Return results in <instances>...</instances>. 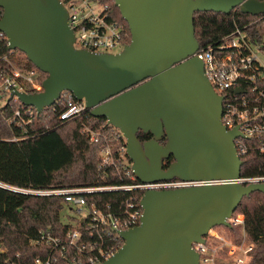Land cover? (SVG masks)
<instances>
[{
	"label": "water",
	"instance_id": "obj_1",
	"mask_svg": "<svg viewBox=\"0 0 264 264\" xmlns=\"http://www.w3.org/2000/svg\"><path fill=\"white\" fill-rule=\"evenodd\" d=\"M113 1L131 32L118 53L76 48L61 0H0L8 49L21 50L47 74L43 91L18 96L41 113L69 91L123 133L142 182H203L145 191L140 225L120 233L123 245L102 264H199L193 243L205 241L216 226L232 227L229 220L242 199L264 192V182L239 181L244 161L235 139L241 133L223 124V96L205 75L203 61L192 56L200 47L194 14L239 8L260 15L264 1ZM140 131L154 138L142 143ZM170 155L174 161L164 168Z\"/></svg>",
	"mask_w": 264,
	"mask_h": 264
},
{
	"label": "built area",
	"instance_id": "obj_2",
	"mask_svg": "<svg viewBox=\"0 0 264 264\" xmlns=\"http://www.w3.org/2000/svg\"><path fill=\"white\" fill-rule=\"evenodd\" d=\"M61 1L68 10L76 48L118 53L128 44L126 25L114 18L109 3L104 0ZM263 45L245 29L237 28L220 43L200 45L192 55L203 61L205 75L215 92L223 96V124L227 129L237 128L241 133L235 139L240 157L251 149L264 153V62L260 58V53L264 52ZM10 51L0 59V110L9 113L5 118L10 126L32 128L53 114H57L59 120L67 121L89 110L85 101L78 100L72 93L63 95V99L61 95L41 113L35 107L25 105L18 94L43 91L45 77L28 59L14 60L11 56L16 50ZM50 126L48 124L46 128ZM82 132L90 142L98 145L99 178L96 183L45 189L15 188L23 193L59 197L63 205L61 212L68 207L74 213L68 214L67 220L61 215L62 223L69 227L66 231L59 233L52 228L39 231L34 242L38 246L49 247L50 251L45 257H36L33 264H57L62 259L66 264H102L124 242L120 233L140 225L145 191L203 183L180 179L144 183L134 173L126 139L117 127L108 122L98 128L84 123ZM24 138L14 136L8 140ZM239 181L264 182V174L242 176ZM110 193L118 198L106 199L105 195ZM229 221L232 227H224L231 232L240 227L244 241L238 243L214 231L216 227L212 228L205 241L193 243V248L199 253V264L249 263L255 243L247 239L244 217Z\"/></svg>",
	"mask_w": 264,
	"mask_h": 264
},
{
	"label": "trees",
	"instance_id": "obj_3",
	"mask_svg": "<svg viewBox=\"0 0 264 264\" xmlns=\"http://www.w3.org/2000/svg\"><path fill=\"white\" fill-rule=\"evenodd\" d=\"M104 1L110 4L114 18L126 25L127 42L130 43L129 25L119 8L113 0ZM2 14L0 7V18ZM259 18L264 19V14H245L239 8L230 14L195 12V34L200 45L216 44L240 28L264 43ZM10 53L6 35L0 31V59ZM11 57L16 61L28 59L21 50H16ZM43 74L46 78L47 74ZM70 93L63 92L61 99ZM8 115L7 111L0 110V243L3 249L0 264H33L36 257H45L50 251L49 247L34 242L39 231L52 228L60 233L69 227L61 221L63 205L59 197L23 193L15 188L45 189L96 183L99 178L98 145L90 142L82 129L84 123L98 128L107 122L104 117H95L87 110L84 115L67 121H61L53 114L32 128H20L9 125L5 118ZM48 124L51 126L47 129ZM14 136L25 138L8 140ZM241 158L244 161L243 177L264 174V153L251 149ZM105 198L116 199L118 196L110 193ZM235 213L244 216L247 237L256 244L248 264H264V192L255 191L245 196ZM57 264L66 263L62 259Z\"/></svg>",
	"mask_w": 264,
	"mask_h": 264
},
{
	"label": "rangeland",
	"instance_id": "obj_4",
	"mask_svg": "<svg viewBox=\"0 0 264 264\" xmlns=\"http://www.w3.org/2000/svg\"><path fill=\"white\" fill-rule=\"evenodd\" d=\"M235 10V9H234ZM259 22H260V25H259V29H260V32L263 34V40H264V19L262 18H259ZM258 20V19H255V21ZM260 58L261 60L264 62V52H261L260 53ZM70 214V215H74L73 212H71L69 210L68 207H65L63 209V211L61 212V215H62V218H65V220H67V215ZM237 217H244L242 214H239V213H234L232 218H237ZM214 231H217L218 233H222L223 235H225L226 237H228L229 239H234L236 240L238 243H241L244 241L245 239V236H243L242 232H241V229L240 227H237L236 229H234L232 232L230 230H228V228L224 227V226H218L214 229ZM248 239V237H247ZM249 240V239H248ZM249 241H252V240H249ZM256 246V244H255ZM255 249V248H254ZM253 249V250H254ZM253 252V251H252ZM252 252H251V255H252ZM251 259V258H250Z\"/></svg>",
	"mask_w": 264,
	"mask_h": 264
},
{
	"label": "flooded vegetation",
	"instance_id": "obj_5",
	"mask_svg": "<svg viewBox=\"0 0 264 264\" xmlns=\"http://www.w3.org/2000/svg\"><path fill=\"white\" fill-rule=\"evenodd\" d=\"M139 133H140V137L139 138H140L142 143L154 138V135L151 132L140 131ZM138 136H139V134H138ZM167 139H168L167 138V134L165 132L162 135L161 139L159 140V143L165 145L166 142H167ZM172 161H174V157H173V155H170V157L168 159L164 160V168H167Z\"/></svg>",
	"mask_w": 264,
	"mask_h": 264
}]
</instances>
